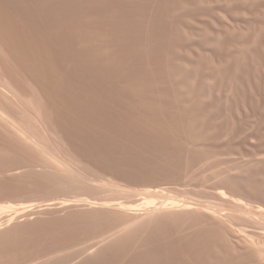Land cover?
Listing matches in <instances>:
<instances>
[{
  "label": "rangeland",
  "instance_id": "obj_1",
  "mask_svg": "<svg viewBox=\"0 0 264 264\" xmlns=\"http://www.w3.org/2000/svg\"><path fill=\"white\" fill-rule=\"evenodd\" d=\"M0 202V264H264V0H0Z\"/></svg>",
  "mask_w": 264,
  "mask_h": 264
},
{
  "label": "bare ground",
  "instance_id": "obj_2",
  "mask_svg": "<svg viewBox=\"0 0 264 264\" xmlns=\"http://www.w3.org/2000/svg\"><path fill=\"white\" fill-rule=\"evenodd\" d=\"M155 193V192H154ZM149 194V193H148ZM142 198H144V196L142 197ZM142 202H145L146 203V206H148V203L150 202V206H156V202H158V200H154V198H144V200H142ZM168 202H170V200H166V202H164V204H168ZM173 203H175L174 204V206H180V204H182V202H178V200H175V199H173ZM164 204H162V206H164ZM184 204V203H183ZM244 204V203H243ZM190 206H192V204H188V206H186V208H190ZM245 209L246 208H248V207H246L245 206V204L244 205H242ZM249 206V205H248ZM14 209V206H12V205H10V204H5V203H1L0 202V213H3V212H6V211H9L10 209ZM139 208H140V206H139ZM259 210L258 211H260V212H262V208L261 207H259L258 208ZM246 211L249 213L251 210H248V209H246ZM254 212V211H253ZM260 212H258V213H260ZM250 213H252V212H250ZM257 213V212H256ZM257 213V214H258ZM255 214V213H254ZM260 215V214H259ZM255 217V216H254ZM241 232H242V230H241ZM247 233V232H246ZM248 234V233H247ZM249 235V234H248ZM245 236V235H244ZM250 236H251V234H250ZM249 238V236H246V238ZM250 239V238H249ZM252 239V238H251ZM250 239V240H251ZM249 240V241H250ZM254 242V241H253Z\"/></svg>",
  "mask_w": 264,
  "mask_h": 264
}]
</instances>
